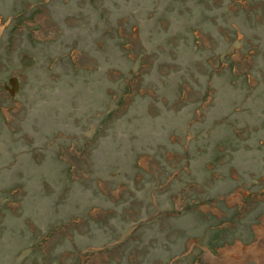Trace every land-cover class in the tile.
<instances>
[{
    "label": "rangeland",
    "instance_id": "374dc122",
    "mask_svg": "<svg viewBox=\"0 0 264 264\" xmlns=\"http://www.w3.org/2000/svg\"><path fill=\"white\" fill-rule=\"evenodd\" d=\"M0 264H264V0H0Z\"/></svg>",
    "mask_w": 264,
    "mask_h": 264
},
{
    "label": "water",
    "instance_id": "95a60500",
    "mask_svg": "<svg viewBox=\"0 0 264 264\" xmlns=\"http://www.w3.org/2000/svg\"><path fill=\"white\" fill-rule=\"evenodd\" d=\"M8 82L10 86L5 87L11 94H13L14 90L18 87V79L16 76H12Z\"/></svg>",
    "mask_w": 264,
    "mask_h": 264
}]
</instances>
